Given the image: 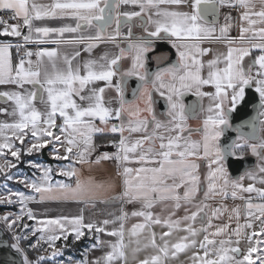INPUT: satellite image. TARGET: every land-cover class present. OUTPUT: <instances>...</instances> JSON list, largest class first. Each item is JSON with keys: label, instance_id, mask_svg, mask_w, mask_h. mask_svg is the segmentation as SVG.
<instances>
[{"label": "snow or ice", "instance_id": "obj_1", "mask_svg": "<svg viewBox=\"0 0 264 264\" xmlns=\"http://www.w3.org/2000/svg\"><path fill=\"white\" fill-rule=\"evenodd\" d=\"M128 6L139 11L121 10ZM225 7L240 10L239 34L235 37L229 35L233 26L230 15L225 16V23L217 29L219 10ZM183 8L188 10H181ZM0 12L10 13L8 19L0 17V25L3 26L0 27V35L23 38L22 44L15 45L19 57L15 64L10 53L13 45L0 42V85H13L19 89L0 91V100L12 103L11 112L0 107V113L14 117L12 122H0V158L7 150L19 162L22 150L15 147L14 141L23 145L28 137L33 142L26 149L27 154L51 145L54 159L71 160L75 157L80 164L114 160L121 182V190L109 196L116 188L113 182L96 183L91 179L84 182L75 167H61V175L76 178L75 186L62 181L53 183L51 168L29 161V165L40 169L43 175L39 182L27 178L21 182L36 195L9 191L0 196V203L21 205L20 214H16L14 219L11 214H5L0 216V220L9 229L15 228L18 222L22 223L24 216L28 220H37L31 209L25 211L26 203L36 200L37 196L41 202L75 200L106 204L119 200L121 205H139L131 213L121 207L119 215L111 214L114 219L102 221L85 222L81 211L80 215L71 217L44 218L39 221L40 228H29L28 224H23V229H28L33 236L40 233L36 243L29 244L30 248L39 253L46 244L50 249L47 255L38 254L35 260H30L19 244L28 236L14 234L15 242L11 247L23 255V264H42L47 259L56 258L61 253V249L55 246L58 240L67 242L72 236L73 242H77L86 232L95 241L91 249L106 248L107 251L89 260L86 255L89 250L85 249V258L75 264H128L129 249L135 264H167L169 259L189 251L191 264H264V257L258 255L253 259V254L260 251L257 247L260 241L257 239L256 244L252 243L253 239L264 234V187H256L254 183L245 186L242 183L245 176L232 179L224 164L228 156L242 158V155L236 156V151L247 147L258 158L256 167L261 174L260 183L264 184V140L250 144L245 134H239L231 144L221 147L218 143L224 129L230 127L228 113L236 108L244 96L245 86L253 80L261 107H264V0H48L46 3L42 0H0ZM133 18H140L142 25L152 26L151 29L144 27L146 36L132 41L129 27V43L127 48H120L118 55L109 58L106 54L100 57L102 63L91 59L85 61L83 73L81 65H74V60L80 55L76 46L84 45L83 50L91 52L96 46L93 41L107 39L115 42L121 35V23L130 22ZM57 19L75 23L74 26L64 23L59 27L43 23ZM113 22L116 25L114 32L105 36L106 29ZM86 32H94V35H86ZM65 34L71 35L65 38ZM49 37L53 38L49 40ZM155 40L168 41L177 49L179 58L177 63L157 71L151 81L152 89L161 96L167 95V116L171 119L166 122L156 118L152 108V89L142 92L144 108L139 105L126 107L123 99L124 77L135 75L147 82V71L142 73L140 69H144L145 54L151 50ZM204 40L223 43L227 48L226 54L218 52L207 61V78L201 75L205 64L199 57L211 53L212 49L201 47ZM30 43H51L57 47H38L33 51L27 47ZM61 45L73 46L72 54H61ZM253 50L260 54L245 69L242 62L251 57ZM123 57H130L132 65L115 84L119 107L112 108L106 106L105 88L90 85L104 81L111 87L112 77L117 74L114 69ZM221 62L225 67H218ZM253 68H256L255 76ZM206 84L215 85L214 95L200 91ZM25 85H31V89ZM226 89H231V94ZM192 90L198 97L211 96L214 102L207 109L210 115L203 121L202 141L181 135L186 129L187 109L180 98L185 91ZM229 95L231 107L225 110L223 105L229 100ZM74 97H78L81 103H77ZM37 98L44 105L43 111L34 105ZM125 114L128 118L126 123ZM113 119L121 123H110ZM125 132L143 135L131 139V135L125 136ZM97 133H118L119 140L111 141L116 152H105L92 161L88 157L95 151L93 136ZM56 145L63 148V156ZM199 160L207 161L209 169L203 185ZM129 163L140 166H126ZM15 167L16 164L5 159L0 164V173L11 180L13 176L8 170ZM245 175L253 182L257 179L255 171ZM253 194L261 202H253ZM13 197L17 199L13 200ZM228 197L242 203L230 207L225 203ZM209 201H215V206ZM157 206L161 208L160 213L153 211ZM179 210L184 214L177 215ZM225 215L227 222L213 223L214 219ZM129 216L142 218V222L126 229L125 221ZM241 218L244 223H240ZM198 219L201 222L199 227L196 226ZM233 220L235 228L230 227ZM108 225L114 226L109 230ZM257 225L259 230H253ZM154 227L167 230L156 233ZM246 230L253 231L249 233ZM126 232L129 236L127 243ZM101 234L117 239L114 242L104 240ZM242 239L249 242L244 252L239 247ZM133 243L135 247H132ZM233 243L237 246L232 247ZM147 249H151L149 254L137 257V253Z\"/></svg>", "mask_w": 264, "mask_h": 264}, {"label": "crops", "instance_id": "obj_2", "mask_svg": "<svg viewBox=\"0 0 264 264\" xmlns=\"http://www.w3.org/2000/svg\"><path fill=\"white\" fill-rule=\"evenodd\" d=\"M42 2L46 3V2H48V0H42ZM121 10L122 11H130V10L139 11L138 8H132L131 6H128L126 8H122ZM181 10L187 11L188 9L183 8ZM239 11L240 10L238 9L236 12H232V11L228 10L227 7L221 8L219 10V17L217 19V29L219 28L220 25L225 23V16L230 15L231 16V23L233 26L229 31V35L233 36V37L237 36L239 34L238 26L241 23L239 21ZM145 20H146V17H145ZM13 22H15V21H9V23H13ZM43 23L47 24L48 26L59 27L64 23L72 24L74 26L75 22L73 20H59V19H57V20H46ZM132 24L134 26L139 25V26H137L136 29L140 30V32H142V31L144 32L145 26H147L149 29L152 28L151 25H142L140 18L134 19ZM0 27H3V26L0 25ZM110 27H112V26H110ZM129 27H130L129 24L126 26H120L121 35L116 37L115 42L109 41L107 39L102 40V41H93V43H95L96 46L91 50V52L84 51L83 50L84 45L76 46L77 50L80 52V55L74 60V62H73L74 65L75 64L81 65V71L83 73V67L82 66H83V63L85 61L90 60V59L100 61V57H102L106 54L109 58H112L113 56L118 55L120 48H127V45L129 43V38H128ZM23 31L26 34L27 30L24 29ZM111 32H112V30H109V27H108L106 29L105 36L111 34ZM85 34L86 35L87 34L94 35V32H91V33L86 32ZM140 34L141 33H138V35H134V36L132 35V38H135V39H131V38L130 39L132 41H135L136 39H138L140 37L146 36L145 32L143 35H140ZM70 35L71 34H65V38H68ZM217 35H218V31H217ZM5 37H7V38H4V39L0 38V42H6V43H10L13 45V47L10 49V53L12 56L13 64H15L17 62L16 61L17 49H16L15 45L19 44V43L22 44L23 38L22 37H11V36H5ZM52 38L53 37H49L48 39L51 40ZM173 39H175V38H173ZM29 45L31 46V48H33V50L35 49L36 46L37 47L38 46L49 47V48L57 47V45H54L51 43H45V44H41V45L30 43L27 46L28 48H30ZM153 47H154V43L151 46V50ZM201 47H206V48L212 49L211 53H208V54H205V55L199 57V59L202 60L205 64V67L201 70V75L203 77L207 78V74H208L207 61L210 59H213L215 54L218 52H224L226 54L227 48L223 43L212 42L209 40L202 41ZM174 50L176 51V60L178 61L179 58L177 55V49L174 48ZM60 52H61V54L71 55L73 52V46L61 45L60 46ZM259 54L260 53L258 50H253L251 57L245 58V60L242 62L245 69H247L251 60L254 59V57L256 55H259ZM32 59L35 60V57H32ZM144 61L146 64V57L144 58ZM100 62L102 63L103 61H100ZM131 65H132V60L130 57H123L118 62V65L114 69V70H116L117 74L112 77V81H111L112 86L111 87L106 86V82H104V81H97L94 84L90 85V87H97V88L104 87L105 88L104 99H105L106 106H109L112 108L119 107V97H118V94H117L116 89H115V84L117 83V81L121 80L122 74L124 72H126L131 67ZM170 65H172V64H167L164 67L160 68L159 70L167 68ZM218 67L223 68V67H225V65L223 62H221L218 65ZM145 69L146 68L144 67V69H140V71L143 73V72H145ZM159 70H157V71H159ZM156 72L148 75L149 78H147V82L144 81V83H142V85L138 89L136 95L133 96L132 98H129L128 95L126 94L127 91H129V87L126 88L124 86V88H123V95H124L123 99L125 101L126 107L135 106V105H139V107H141V108L145 107V104H144L145 98L142 96V92L145 89H152L151 81L154 78V75ZM255 73H256V68H253L252 74L254 76H255ZM132 77H137V76L133 75ZM257 78H259V77H257ZM250 84L253 86V88H256L255 80H253ZM25 88L30 90L31 85H25ZM11 90H19V89H15V86H13V85H0V91H11ZM226 90L229 94H231V92H232L231 89H226ZM200 91L204 92V93H211L214 95L216 92L215 85H213V84L202 85L200 88ZM86 94L87 93H85V95ZM74 99H76L77 103H81V101H79L78 97H74ZM180 99H181L182 103L186 106V109H187V111H186V115H187L186 129L183 133H181V135L184 137L190 136L193 141H202L203 121L208 115H210V113L207 111V109L214 103L212 100V97L211 96L198 97L195 94V90H192V91H185ZM230 99H231V96L229 95V100L225 101V103L223 105L225 110H227L229 107H231V104L229 102ZM108 101H111V104H108ZM1 102H3L1 107L7 108L9 110V112H11L12 103L0 100V103ZM34 105L36 108L40 109L41 111L44 110V105L41 103L39 98H37L34 101ZM152 108H153L155 115H156V118L158 120L166 122V121L171 119L169 116H167V111H168L167 95L161 96L160 93L158 91H156L155 89H152ZM201 108L203 109V111H201ZM144 115H147V114L144 113ZM1 118L5 122H12L14 119L13 116L6 115L4 113H2ZM127 119H128L127 115L125 114V116H124V122L125 123L127 122ZM59 122H61V121H58V123ZM113 122L117 123V124L121 123V121L115 120V119L110 121V123H113ZM96 123L98 124L99 121L97 120ZM188 129H191V131L189 132ZM197 129H199V131H197ZM260 130H261L260 131V139H258L257 141H250L249 142L250 144H258L261 140H264V124L261 126ZM149 131H151V129H149ZM57 134H59V133L57 132ZM116 134H118V133H116ZM116 134H112V133H108L105 135H101L99 133L94 134L93 143L95 144L96 148H95V151L91 154V156L88 157V159L95 161L97 156L101 155V154H99L98 149H99V146L103 145L106 140L100 141L99 137H103V136L106 137L109 135H115V137H116ZM129 135H131V139H136V138H139L141 135H143V133L129 134L128 132H125V136H129ZM220 139H221V137H220ZM220 139L218 141L219 144H220ZM111 153H114V152H111ZM61 156H63V155H61ZM197 162L200 164L199 175L201 177V182L203 185L204 184V178L207 175L208 170H209L208 165H207V161L199 160ZM258 163H259V161L257 162V164ZM53 164L55 166H57V168L51 172V178H52L53 183H55L57 181H62L64 183L72 184L73 186H75V183H76L75 177L69 178V177H66V176H63L60 174V168L61 167H64V168L75 167L79 173L80 179L84 182H87L90 179L96 183L113 182L116 185V188L114 191H112L108 194L109 196L116 195L121 190V186H120L121 182H120L119 178L117 177V167H116V162L114 160H101L99 163L80 164V163L76 162V158L74 157L71 160H69V159H54ZM224 164L227 168L229 176L232 179H238L241 176H245V179L242 181V183L245 186H247L249 183H254L256 187H264V184L260 183L261 174L257 170V167H256L257 164L251 170L244 171L238 178L232 177L230 175V171H229L225 161H224ZM126 166H128V167H139L140 165L135 164V163H129ZM249 171H255L256 172L257 179L255 182L249 180L246 177L245 174ZM70 180H72V181L70 182ZM21 192L25 193V195H36L32 189L27 187L26 184H24ZM202 195L203 194L201 192L200 196L202 197ZM245 195H247V194H245ZM253 202H256V203L261 202L259 200V198H257L255 196V194H253ZM209 203H212L213 206H215V204H216L215 201H209ZM225 203L231 207L234 204H241L242 202L240 200L233 201L231 197H228L227 200L225 201ZM121 207H123L126 211L131 213V211L134 210V207L138 208L139 205H136V206H133L130 204L121 205V202L119 200L111 201V202L106 203V204L100 203L98 201L95 204L80 203V202L75 201V200H68V201L57 200V201H43V202H41V201H39V197L37 196L36 200L28 201L26 203L25 211L27 209H31L37 217V220H28L27 219L29 221V223H31V227L35 226L36 228H40V227H42V225L39 223V221L44 219V218H54V217H58V216H69V217H71V216L80 215L81 211H82V214L84 216L85 222H88L89 220L102 221L104 219H114V216L111 214L119 215V209ZM19 210H21L20 204H19ZM153 211L156 213H160L161 208L159 206H157L153 209ZM183 214H184L183 210H179L177 213V215H183ZM199 221L200 220L198 219L196 222H199ZM140 222H142V218L129 216L128 220L125 221V227H126V229H130L132 224L140 223ZM225 222H227V215H225L219 219L213 220V223L217 224V225H219L221 223H225ZM240 223H244L243 218H241ZM113 226L114 225H108V229L111 230ZM115 226L118 227V224H116ZM235 226H236V222H235V220H233L230 224V227L235 228ZM154 228H156V227H154ZM253 230L258 231L259 225H257L256 228ZM253 230H246V231L250 233ZM39 235H40V233L37 232L35 234L34 238L37 237V239H38ZM127 238H128V234L126 232L125 242L127 241ZM101 239L111 240L114 242L117 238L107 236L105 234H101ZM233 239H236V238L233 237ZM257 239L260 241V243L257 245V247L259 248L260 251L258 253L253 254V259L255 257H257L258 255L261 257H264V234L253 239L252 243L256 244ZM242 240L249 243L247 239H242ZM94 242L95 241H94V239L91 238V235L86 232V235L83 236L80 241L73 242V237L69 236V239L67 242H65V241L63 242L61 239V240H58L56 242L55 246L57 248L61 249V253L58 256H61L66 260L64 264H75L76 261H79V260H82L85 258V249L89 250L86 254L87 259H89V260H94L95 258L102 256L104 254V252L107 251L106 248H104V249H101V248L91 249V245ZM42 248L43 249L41 250V252H39L37 254L41 253V254L47 255L48 252H50V249H48V246L46 244H44ZM130 254H131V249H129V258H130ZM257 264H259V262H257Z\"/></svg>", "mask_w": 264, "mask_h": 264}, {"label": "water", "instance_id": "obj_3", "mask_svg": "<svg viewBox=\"0 0 264 264\" xmlns=\"http://www.w3.org/2000/svg\"><path fill=\"white\" fill-rule=\"evenodd\" d=\"M219 17V13L217 19ZM136 19V18H134ZM209 21H211V16L208 17ZM134 20H132L133 22ZM131 25L132 23H129ZM125 22L121 23V26L128 25ZM137 26L132 24V35H143L144 32H140L137 30ZM131 27V26H130ZM131 39H135L132 38ZM146 64L145 71H147L148 75L153 74L160 68L164 67L167 64H175L176 60V51L170 45V43L166 40H156L154 41V47L148 53L145 54ZM165 60H163L164 58ZM160 59V60H158ZM151 76V75H150ZM147 78H149L147 76ZM124 86L129 87V91H127V95L129 98H132L136 95L138 89L144 83V81L139 80L138 77H124ZM124 96V95H123ZM260 98L258 92L253 88L251 84L246 85L244 89V96L237 104L236 108L228 113L230 116L231 113H237L238 117L242 120L241 127L244 130H236L237 128L230 122V129H232L231 135H226V129H224L223 137L221 139V146L231 144L234 140H236V136L239 134H245V138L249 141H254L258 135V124L260 119L259 108H260ZM49 146H46L41 150V156L44 160L48 161L50 164L53 163L54 159L51 158L48 153ZM251 157L249 155H244L242 158H236L232 156H228L225 159L227 167L230 171V175L234 178H238L244 171H246L249 166L248 162ZM13 241L9 238V235L4 231V229L0 226V264H23V255L20 252H17L16 249L12 248L11 245Z\"/></svg>", "mask_w": 264, "mask_h": 264}, {"label": "rangeland", "instance_id": "obj_4", "mask_svg": "<svg viewBox=\"0 0 264 264\" xmlns=\"http://www.w3.org/2000/svg\"><path fill=\"white\" fill-rule=\"evenodd\" d=\"M110 26H112V27H110ZM108 27H109V30H112V32H111V34H112L115 30L116 25H115V23H113L112 25H109ZM2 103L3 102L0 103V107H1ZM1 115H2V113H0V122H5L1 118ZM6 135L10 136L11 133H6ZM32 142L33 141L30 140L28 137L25 138V143L23 145H21V143L19 141H14L15 147L21 148V150H22V155H21L19 162H17L15 158L11 157L10 153H8L7 150H5V155L2 158H0V164H2L5 159L11 160L12 163L16 164L15 168L8 170V172L13 176V179L8 180V179H6V176L4 173H0V196L6 195L9 191L21 192L23 189V186L25 184V183H22L21 180H23L24 178H27V180H29V181H37V182H39L41 180V177L43 175L42 171L38 168L30 166L28 163L29 161H32L34 164L42 165L44 168H51L52 171H54L57 168V166H55L53 163L50 164L48 161H46L42 158V156H41V150L42 149L38 152L34 151L31 154L26 153V149L30 146V144ZM56 147L60 148L59 154L64 155L63 148L60 147L59 145H56ZM52 152H53V146L49 145V149H48L47 153L51 158H53ZM71 181L72 180H70V182ZM16 199H17L16 197H13V200H16ZM0 206H7V207L0 210V216H3L5 214H11L12 218L14 219V216L16 214H20L19 203H15V202L12 204L0 203ZM25 223L29 225V228H31V223H29V221L27 220V217L25 216L22 218V223L18 222L17 226L15 228L9 229L7 227V225L4 223V221L0 220V226L9 235V238L13 241V243L15 242L13 240L14 234H17L20 236H24V235L28 236L27 240H25V239L20 240V242H19L20 248L24 250V254H26L30 260H35V258L38 254L36 251H34L32 248L29 247V244L36 243L37 237L34 238V236L31 234V232L28 229H23V224H25ZM200 223H201L200 221L196 222V226L199 227ZM162 230L166 231L167 229H161L160 227L153 228V231H155L156 233H159ZM181 234H183V233H181ZM200 238H202V237H200ZM133 239H135V238H133ZM142 239L143 238L141 237V240ZM62 241L64 242L63 239H62ZM128 241H129V236L127 238L126 243ZM233 241H235V239H233ZM231 246L235 247L237 245L235 243H233ZM248 246H249V243H247L246 241H244V240L240 241L239 247L241 248L242 252L246 251ZM132 247H135L134 243H133ZM42 249L43 248H41L39 252H41ZM27 250H31V251L35 252V253H33V257H31L27 253ZM150 252H151V249L142 250L141 252L137 253V257L143 258L145 255L149 254ZM190 256H191V251L185 252V253H180V254H178L177 257L169 259L167 264H191V262L189 260ZM238 258H242V257H238ZM255 259H256V257L254 258V260ZM65 261L66 260L63 257L57 256L54 259H47L46 261L42 262V264H64ZM128 264H135V261L133 260V257H132V253L130 254Z\"/></svg>", "mask_w": 264, "mask_h": 264}, {"label": "flooded vegetation", "instance_id": "obj_5", "mask_svg": "<svg viewBox=\"0 0 264 264\" xmlns=\"http://www.w3.org/2000/svg\"><path fill=\"white\" fill-rule=\"evenodd\" d=\"M228 10L232 11V12H236L238 9H236L235 11L232 10L231 8H228ZM130 23H132V20L130 21ZM131 26V31H132V24L130 25ZM160 60V59H158ZM165 60V59H163ZM256 89V88H255ZM259 95V93H258ZM260 98V96H259ZM230 108V107H229ZM228 108V109H229ZM262 113H264V107H261L259 108V114H260V119H259V124H258V135H257V138L254 140V141H257L258 139H260V128L261 126L264 124V115H262ZM228 119L229 121H231V124L232 126L234 125L236 128H239V130H244L240 125L242 123V120L238 117L237 113H231L230 116H228ZM229 125H230V122H229ZM226 129V135H231L233 132H232V129H230L229 127L225 128ZM237 130V129H236ZM223 135L221 136V139H222ZM237 137V136H236ZM221 139H220V142H221ZM250 141L248 140V143ZM221 145V144H220ZM222 147V146H221ZM49 149V148H48ZM48 151V150H47ZM236 156L237 157H240L241 155L244 156V155H249L251 158L249 159V162H248V168H246L247 170H251L252 168L255 167V165L257 164L258 162V158L257 156L253 155L250 151V149H248L247 147H244L242 149H238L236 151ZM262 155H264V152H262Z\"/></svg>", "mask_w": 264, "mask_h": 264}, {"label": "built area", "instance_id": "obj_6", "mask_svg": "<svg viewBox=\"0 0 264 264\" xmlns=\"http://www.w3.org/2000/svg\"><path fill=\"white\" fill-rule=\"evenodd\" d=\"M231 9L235 11L237 8H231ZM9 16H10V13L0 12V17H3L4 19H8ZM19 44H21V43H19ZM38 47H42V46H38ZM38 47L36 46L35 49L33 50V48H31V46H30V49L35 51V50H37ZM18 59H19V57H18V54L16 51V61H18ZM113 140L118 141L119 140V134H116V137L114 139L106 140L103 145H100L99 149H98L99 154L102 155L105 152H107V153L116 152V150H117L116 147H114L111 143V141H113ZM42 255H46V254H42Z\"/></svg>", "mask_w": 264, "mask_h": 264}, {"label": "trees", "instance_id": "obj_7", "mask_svg": "<svg viewBox=\"0 0 264 264\" xmlns=\"http://www.w3.org/2000/svg\"><path fill=\"white\" fill-rule=\"evenodd\" d=\"M132 20H134V18H133ZM125 23L128 24V22H125ZM129 23H130V22H129ZM0 38L4 39V38H7V37H5V36H1V35H0ZM114 138H115V135H109V136H106V137H105V136H103V137H99L100 141L109 140V139H114ZM5 207H7V206H0V210L3 209V208H5ZM27 253H28L31 257H33V253H35V252H33V251H31V250H27Z\"/></svg>", "mask_w": 264, "mask_h": 264}]
</instances>
